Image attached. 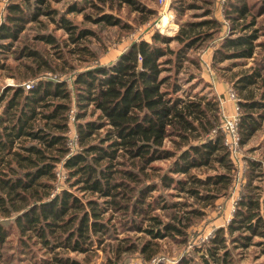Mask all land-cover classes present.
<instances>
[{
  "label": "trees",
  "instance_id": "16d2710c",
  "mask_svg": "<svg viewBox=\"0 0 264 264\" xmlns=\"http://www.w3.org/2000/svg\"><path fill=\"white\" fill-rule=\"evenodd\" d=\"M203 1L207 7L217 4V0ZM33 2L30 20H37V14L52 13L46 0ZM122 3L155 13L138 0H96L92 2L96 16H85L96 24L118 25L119 18L105 8H120ZM77 4L73 1L69 9L76 11ZM225 6L223 17L232 28L245 19L239 24L242 34L217 42L212 62L230 58L255 61V49L264 48V41L256 42L259 34L249 29L264 9L247 20L246 0H226ZM209 8L202 14L206 18L180 24L173 35L155 31L150 40L132 42L115 63L85 66L75 75L73 93L64 80L53 78L38 79L29 89L20 83L5 86L0 93V264H88L99 250L105 253L106 264L122 262L131 253L149 263L161 251L159 239L185 243L191 220L228 193L236 167L223 143L219 104L215 97L191 94L192 86L182 88L179 77L184 61L199 66L185 52L210 43L222 30V20L211 15ZM19 11L18 2L7 5V22L16 19L19 23L15 27L1 24L0 38L16 39L20 21L26 19L17 15ZM57 21L59 28L70 33V53L88 51L79 43L84 35L93 34L91 29L75 32L77 24L65 14ZM38 38L60 46L52 34H39ZM21 55L29 60L23 61L25 67L35 66L29 76L63 69L38 49L24 46ZM0 67H4L1 60ZM193 77L190 74L187 81ZM234 82L241 144L247 143L264 119V64L236 75ZM251 86L259 92L255 94ZM72 95L81 109L76 112L78 151L74 154L68 134ZM88 107L97 119L83 123ZM164 160L169 161L167 168L158 164ZM58 163L66 169L70 187L95 198L66 188L52 194L60 177ZM260 163L248 157L245 191L226 228L218 227L202 246L200 264H240L234 250L251 244L264 254V186L256 191L258 185L253 184L258 175L255 166ZM157 183L185 193L186 198L152 196ZM185 207L187 213L181 210ZM119 227L143 235L134 239L118 236ZM40 250L44 254L36 256ZM184 262L187 264L182 258L179 264Z\"/></svg>",
  "mask_w": 264,
  "mask_h": 264
},
{
  "label": "rangeland",
  "instance_id": "374dc122",
  "mask_svg": "<svg viewBox=\"0 0 264 264\" xmlns=\"http://www.w3.org/2000/svg\"><path fill=\"white\" fill-rule=\"evenodd\" d=\"M73 1L78 3L77 6L79 8L76 11L69 9ZM93 1L96 2V0H46L48 8L53 10L52 13L37 14V20H30L29 16L32 13V7L34 5L33 0H30V2L24 0H0V26L7 22V5L13 2H18L20 5V11L17 12V15H19L20 18L26 16V19L20 21L22 27L17 32L16 39L0 38V60L4 63V67H0V93L7 85L20 83L23 84L25 88V83L31 82L32 85L41 78L64 80L73 93L75 91V85L73 83L75 75L77 72L84 69L85 66H93V64L96 63H115L132 42L140 39L150 40L151 34L155 31L173 35L179 29L180 24L206 18V16L202 14L209 7L210 14L216 17L218 16L222 20V30L217 35L216 33L214 34V36L216 35L218 37L216 38L215 36L214 40L210 43L202 44L197 50L189 49L185 52L187 58L198 60L199 66L189 60L184 61L179 75L182 88H189L192 86L190 91L191 94L196 92L206 98L215 97L217 102L219 98L225 101L227 99V92L230 88H233L237 93L234 82L236 75L247 73L252 67L257 65L262 66L264 64L263 47L255 49V61L252 60V58H230L222 62H212V52H214L217 42L225 36L235 38L242 34L239 24L245 19L239 20L238 26L235 25V28H232L230 21L223 17L224 11L227 10V7H224L226 0H217V4H211L209 7H207L208 5H206L203 0H138L141 4L155 10L153 14L135 10L126 3L120 4V8L115 7L109 9L106 7L105 12H111V14L119 18L120 23L118 25H108L105 24V22L96 24L93 21H89L85 14L96 16V9L92 8ZM246 2L249 9L247 20L251 19V14L256 13L255 15L257 16L259 10L261 8L264 9L262 0H246ZM98 4H101V2ZM45 6L46 5L43 4L42 8H45ZM178 6L182 8L181 11L175 10ZM60 14H65L67 18L77 24L75 32L84 28L92 30L93 34L84 35L79 43L82 46L84 45L85 49H88V51L83 50V52L77 55L68 51V48L73 45L69 40L70 33H67L63 28H59L57 19ZM254 20L255 24L251 26L249 30L256 29V33L259 34L256 42L264 41V35L261 33L264 32V12L255 17ZM160 21H162V23H160ZM16 22H18V20L14 19L7 23L10 27H15ZM231 30L233 31L231 32ZM39 34H52L60 42V46L53 47L52 44L39 40ZM174 44L175 43L172 45ZM24 46L38 49L43 55H48L53 58V64L61 65L63 69L59 67V70H44L36 73L37 77L32 75L29 76V74H33L36 69L35 66L31 68L24 66V62H29L23 55L20 56V51ZM58 54H62L61 57H58ZM236 63L238 64L236 65ZM68 64L75 65V69L69 67ZM190 74H193L194 77L190 79V81H187ZM219 82H222L224 89L222 88V84H218ZM251 88L255 94L259 92L255 86H251ZM71 100L72 106L70 114L73 118L70 119L68 134L70 143L72 144L70 153L74 154L78 151V145L75 141V136L77 134L76 112L81 109H79L75 103V95H72ZM222 105L224 107V102ZM232 108L234 110V107ZM232 108L225 112L231 114L233 111ZM96 115V112L91 113V107H88L85 119H83L82 122L84 123L89 119L95 120L97 119ZM99 131L102 132L103 130L100 129ZM248 157L256 158L261 161L260 165L255 166V172L258 175L253 179V184L258 185L256 191H262L260 190V185L264 186V119L261 121L260 128L249 138L247 143L240 144L239 161L236 162L238 166H235L236 171L230 190L226 195L219 196L212 205L204 207L203 215L191 220V224L187 227L188 238L185 243H179L173 239L162 238L158 240L161 251L157 253L149 263L144 262L139 254L131 253L128 257H125L122 262L117 264H158L160 262L179 264L182 258L187 260V264H200L202 259L200 254L203 253L202 246L208 242V239L214 236V232L218 227L223 226L226 228L228 222L232 218L237 199L245 191L244 184L247 180L249 166ZM168 162V160H164L158 162V164L167 168L169 165ZM56 170H58L60 177L55 182L56 187L52 194H57L62 189L66 188L79 196L95 198L96 195L90 193L82 195L76 188L69 186V182L66 180V169L61 163L56 165ZM64 174L65 177L63 178ZM173 176L177 177L178 174H174ZM157 194H162V198H166L167 200H182L186 198L185 193L173 188L158 186V183L157 190L153 191L151 195L156 196ZM171 194L173 195L171 196ZM100 200L101 199H99V201ZM189 200L191 201L192 199ZM181 210L187 213L186 207L181 208ZM156 212L164 214L165 211L156 209ZM118 231H121L118 232V236L124 234L130 236L132 239L143 235L135 231L123 230L120 227ZM253 240L256 241L258 238L255 237ZM227 244L228 247H231L230 243ZM43 252V250H40L36 251L35 254L38 256V254H42ZM234 252L237 258H239L240 264H258L259 262H264V254L260 253L259 247L255 244L235 249ZM70 255L76 256L77 258L82 256L79 253L76 254L71 252ZM204 256H206V254ZM106 261L105 253L99 250L97 254L96 252L93 253L92 261L88 264H106ZM185 263L186 262H184V264Z\"/></svg>",
  "mask_w": 264,
  "mask_h": 264
},
{
  "label": "built area",
  "instance_id": "2783aa9c",
  "mask_svg": "<svg viewBox=\"0 0 264 264\" xmlns=\"http://www.w3.org/2000/svg\"><path fill=\"white\" fill-rule=\"evenodd\" d=\"M32 86L33 84L31 85V82L25 83L26 89L31 88ZM227 99L232 100L234 102V110L231 112V114L226 113L225 112L226 110L222 105L223 100L220 98L218 99L220 120H221L220 127H221L223 143L229 152V156L231 160L234 162L235 166L237 167L238 165L236 164V162L239 161V151H240V138L238 132V120H239L240 112L238 107L237 93L233 88H230L228 90ZM70 112H69V123H70V119L73 118ZM69 144L70 146H72L70 141Z\"/></svg>",
  "mask_w": 264,
  "mask_h": 264
},
{
  "label": "crops",
  "instance_id": "0c3cea01",
  "mask_svg": "<svg viewBox=\"0 0 264 264\" xmlns=\"http://www.w3.org/2000/svg\"><path fill=\"white\" fill-rule=\"evenodd\" d=\"M218 84L221 85L222 82H219ZM222 88L224 89V85L223 84H222ZM223 102H224V108H225L226 112L229 111V110H231L232 107H234V102L231 101V100H229V99H226ZM232 110H233V108H232Z\"/></svg>",
  "mask_w": 264,
  "mask_h": 264
},
{
  "label": "bare ground",
  "instance_id": "6f19581e",
  "mask_svg": "<svg viewBox=\"0 0 264 264\" xmlns=\"http://www.w3.org/2000/svg\"><path fill=\"white\" fill-rule=\"evenodd\" d=\"M171 20V19H170ZM167 22V21H166ZM160 23H162V21H160ZM166 24V23H165ZM168 25V24H167ZM166 26V25H165ZM164 29V28H163Z\"/></svg>",
  "mask_w": 264,
  "mask_h": 264
}]
</instances>
